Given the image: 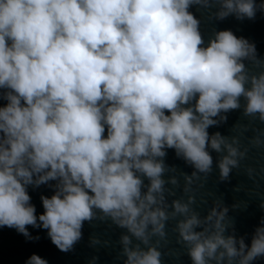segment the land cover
Segmentation results:
<instances>
[{"label": "clouds", "instance_id": "1", "mask_svg": "<svg viewBox=\"0 0 264 264\" xmlns=\"http://www.w3.org/2000/svg\"><path fill=\"white\" fill-rule=\"evenodd\" d=\"M194 5L215 7L217 20L264 13V0H0V227L26 238L28 226L45 229L68 252L85 222L110 220L126 230L122 264H162L159 242L179 216L191 264L264 258V217L246 243L221 201L201 216L192 195L166 197L179 183L165 179L176 170L168 149L192 168L188 193L212 171L209 149L221 181L245 156L236 136L210 127L240 109L264 122V58L231 30L205 45ZM41 185L54 190L37 214L27 189Z\"/></svg>", "mask_w": 264, "mask_h": 264}, {"label": "water", "instance_id": "2", "mask_svg": "<svg viewBox=\"0 0 264 264\" xmlns=\"http://www.w3.org/2000/svg\"><path fill=\"white\" fill-rule=\"evenodd\" d=\"M259 2L260 0H257V3ZM189 11L200 20V31L205 45L214 32L231 30L237 37H243L253 43L257 55L264 58V13L258 10L254 19L238 20L230 15L223 20H217L210 15L215 11V7L204 9L194 5ZM245 63L253 71L260 70L259 66L248 61ZM243 102L241 99L242 104ZM227 117L226 122L210 127L208 131L210 134L220 132L224 136L238 138L239 148L245 152V156L239 159L238 167L232 169L228 180L221 181L215 164L221 154L209 149L213 157L212 171L206 176L200 174L190 185V192L185 193L183 173L191 174L192 168L177 158L174 150L168 149L165 163L174 166L176 170L166 173L165 179L168 175H175L179 183L176 186L166 185L174 192V195L166 193V197L170 204L172 199L186 200L188 195H192L195 202L191 207L201 216L206 215L217 200L221 201L222 206L229 209L228 216L234 221L235 234L244 237L248 243L255 226L264 217V210L259 206L264 201V122L258 118L243 116L242 109L227 113ZM234 125L236 126L233 127ZM254 137H259L261 143H253ZM27 190L36 213H42L41 196L52 195L54 189L49 185H41L35 188L29 186ZM234 204L237 205L236 208H233ZM168 210L171 211V208ZM181 218L177 216L166 224V238L160 240L158 245L162 252V264H191L184 244L177 242L178 234L174 231L176 220ZM28 231L32 238H26L15 229L0 227V264H25L32 254L45 259L47 264H122L119 238L126 234V230L112 224L110 220L85 222L82 238L68 252L60 251L51 242L45 229L28 226ZM94 237L98 238L100 243L92 244ZM157 239L159 238L154 237L153 242ZM253 264H264V258L257 259Z\"/></svg>", "mask_w": 264, "mask_h": 264}]
</instances>
